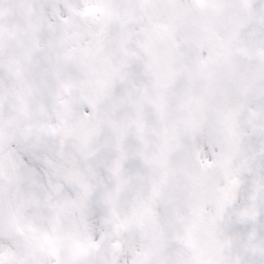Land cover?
<instances>
[{
  "label": "snow or ice",
  "instance_id": "obj_1",
  "mask_svg": "<svg viewBox=\"0 0 264 264\" xmlns=\"http://www.w3.org/2000/svg\"><path fill=\"white\" fill-rule=\"evenodd\" d=\"M0 264H264V0H0Z\"/></svg>",
  "mask_w": 264,
  "mask_h": 264
}]
</instances>
